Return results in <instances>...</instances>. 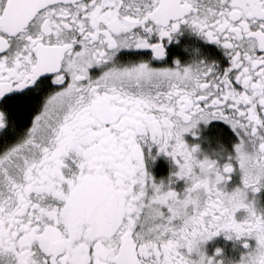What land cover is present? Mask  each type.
Wrapping results in <instances>:
<instances>
[{"label": "snow or ice", "instance_id": "snow-or-ice-1", "mask_svg": "<svg viewBox=\"0 0 264 264\" xmlns=\"http://www.w3.org/2000/svg\"><path fill=\"white\" fill-rule=\"evenodd\" d=\"M181 25L227 66H154ZM25 106L0 150V264H224L201 247L222 231L255 241L235 264H264V0H0V129ZM212 121L236 137L217 158L184 138Z\"/></svg>", "mask_w": 264, "mask_h": 264}, {"label": "flooded vegetation", "instance_id": "flooded-vegetation-1", "mask_svg": "<svg viewBox=\"0 0 264 264\" xmlns=\"http://www.w3.org/2000/svg\"><path fill=\"white\" fill-rule=\"evenodd\" d=\"M177 61L182 65L200 61L204 63L216 62L223 68L227 66L228 58L218 45L205 40L186 25H181L180 30L174 34L173 39L170 42H166V56L163 59L155 60L154 66L173 67ZM34 100L36 106H38L41 97L36 96ZM35 110V106H25L18 114H13L7 126L4 129H0V150H3L6 146L23 136L30 123L31 115ZM184 138L190 145L198 144L201 151L208 154L211 158H217L213 155L220 151L219 146L221 144L230 149L231 143L236 139L230 127L221 121H212L208 125L201 123L198 129L195 130V134H185ZM151 155L154 159H146V170L152 175L155 182L164 181L166 183L175 169L174 162L170 157L159 153L156 147L151 149ZM224 155L226 156L227 153H224ZM224 162V159H219L221 165ZM65 163L69 165L72 171L77 170L71 158H67ZM62 171L68 173L67 168L62 169ZM240 184V173L237 170L231 174V179L227 182V190L231 191L233 188L240 186ZM174 187L179 190L183 187V181L178 182ZM248 199L254 202L255 208L260 214H264V188H260L257 192L249 191ZM245 215L246 212L241 210L236 214V218L239 221ZM229 235V233L222 231L203 242L201 247L205 256L223 261L224 264H228L229 261L235 264L240 259V256L247 251L243 246L244 243L255 244V241L250 238L241 237L238 239L234 235L232 238H229ZM217 250H220L219 255L217 254ZM193 258H196L195 255Z\"/></svg>", "mask_w": 264, "mask_h": 264}]
</instances>
